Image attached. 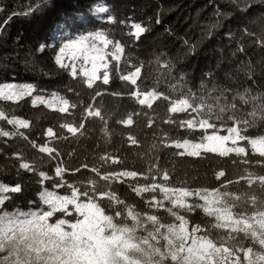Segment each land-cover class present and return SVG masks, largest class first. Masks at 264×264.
I'll list each match as a JSON object with an SVG mask.
<instances>
[{
  "label": "trees",
  "instance_id": "1",
  "mask_svg": "<svg viewBox=\"0 0 264 264\" xmlns=\"http://www.w3.org/2000/svg\"><path fill=\"white\" fill-rule=\"evenodd\" d=\"M99 4L108 11H97ZM38 5L37 11L25 15ZM108 16H113L114 22L108 21ZM132 23H142L148 31L136 38ZM95 31H103L113 42L107 46L110 80L105 85L101 78L89 88L83 74L77 72L73 78L70 69L56 64L55 56L65 35ZM117 41L123 48L119 61L113 59ZM41 45H44L43 51ZM136 67H141L137 85L120 79ZM103 71H99L101 77ZM6 82L30 83L36 89L33 96L56 93L68 99L70 105H76L61 113L44 104L34 106L31 96L15 103L0 98V110L8 118L29 122V127L24 129L0 119V129L24 134L0 136V182L8 186L20 183L24 189L22 195L5 194L12 197L4 206L8 210L16 206L26 210L28 201L38 199L42 188L40 171L58 181L57 164L68 169L64 174L68 183L86 184L95 180L99 189L110 188L127 203L135 204L137 210L145 209L143 199L151 194L138 197L129 185H142L150 180L141 177L124 183L103 181L91 168L99 169L100 175L125 170L147 174L148 166L158 163L172 176L171 186H181L184 182L192 188H213L232 180L226 189L229 192L249 195L260 192L257 185L249 189L247 181L241 179L249 172L264 174V167L256 163L261 158L252 154L247 142H240L248 149L247 165L234 153L228 157L213 153L202 158L180 157L176 155L180 150L163 145L172 140L199 139L201 131L179 127V121L191 118L189 114H170V105L162 98L153 101L151 108L139 105L131 93L137 89L155 90L179 99L191 90L213 103L223 92L228 102L237 104V117L248 119L252 124L243 134L250 138L264 135L262 101L251 100V97H264V0H47V3L0 0V83ZM97 91L101 96H95ZM245 92L249 103H243L238 97L232 101L236 93ZM88 105L98 108L103 119L86 117ZM254 107L256 114L250 115ZM170 116L175 124L164 123ZM129 117L133 120L131 125L121 123ZM81 123L84 128L75 136L62 127L67 124L78 127ZM232 123L225 120V129ZM49 127L56 133L53 138L46 135ZM129 137L136 143L132 144ZM42 145L55 148L59 156L41 152ZM102 157H118L120 162L113 164ZM22 161L30 163L35 171L19 169ZM83 164H88V169L82 168ZM76 168L80 172L72 171ZM221 170L225 177L217 181L215 174ZM52 184L53 181L44 182L50 190L65 194L66 189H52ZM102 203L107 206V199ZM158 214L168 215L163 210ZM189 218L196 223L206 222L199 210Z\"/></svg>",
  "mask_w": 264,
  "mask_h": 264
},
{
  "label": "snow or ice",
  "instance_id": "2",
  "mask_svg": "<svg viewBox=\"0 0 264 264\" xmlns=\"http://www.w3.org/2000/svg\"><path fill=\"white\" fill-rule=\"evenodd\" d=\"M39 7L38 5L25 15H31ZM97 11L103 13L108 9L100 7ZM107 20L114 22V17L108 16ZM120 23L123 24L124 21ZM131 28L136 38L148 31L142 23H132ZM97 42L102 43L105 48L113 43L103 31L89 32L87 35H80L78 39H67L55 56L56 64L63 69L70 68V74L75 78L77 67L74 62L71 65L65 63V55L71 52L68 59L75 61L77 51L95 50L100 53L102 49L97 47ZM114 47L116 53L123 52L118 41ZM43 49L44 45H41L40 50ZM113 59L119 61L120 56L114 55ZM97 60L104 62L98 65ZM100 68L104 69L102 77L99 75ZM81 72L87 77L85 83L89 88L101 78L103 84L109 83L108 62L103 55L92 57L90 72L83 68ZM140 73L141 67H136L127 75H121L120 79L137 85ZM35 91V86L30 83H0V98L5 101L15 103L31 96L34 106L39 103L56 108L59 105L58 111L61 113L68 112L70 107L76 108L75 104L70 105L68 99L56 93L46 98L44 95L33 96ZM68 91L71 92L72 89ZM95 96H101V92L97 91ZM131 96L139 105H147L149 108L153 101L162 98L170 105V114H189L191 118L179 121V127L199 130L203 134L198 140L185 138L163 145L180 150L176 155L202 158L209 153L221 157L234 153L247 165L248 149L240 143L245 141L250 145L252 154H258L261 158L256 161L257 165L264 167V135L250 138L243 134L252 124L248 119L237 117V104L228 102L223 92L213 103L191 90L179 99H172L155 90L140 92L137 89ZM237 97L243 103H249L247 92L236 93L232 101ZM257 99L262 101L260 110L264 118V97H251L252 101ZM255 114L254 107L250 115ZM86 117H101V111L88 105ZM0 119L17 128L29 127L27 120L8 118L3 110H0ZM225 120H231L232 126L225 129ZM121 123L131 125L133 120L129 117ZM164 123L175 124L176 121L170 116ZM151 124L152 121H149V126ZM62 127L67 129L68 134L75 136L84 128V124L81 123L78 127L67 124ZM222 131L227 134L221 135ZM16 134L24 135L22 132L13 133L0 129V136L3 137ZM46 135L53 138L56 133L49 127ZM129 140L132 144L136 143L132 137ZM39 150L49 156L53 153H56V157L59 156L55 148L47 145L40 146ZM101 159L111 160L113 164L120 162L118 157ZM81 167L88 169L89 166L83 164ZM19 169L35 171L30 163L23 161L19 164ZM80 170L76 168L72 171ZM67 171V168L57 164L55 177L59 178L58 181L40 171L39 183L42 188L37 194V200L28 201L29 207L26 210L20 206H16L14 210L4 207L12 199L5 194L22 195L24 189L20 183L8 186L0 182V264H264V174L249 172L247 176L241 177L247 181L249 189L254 185L259 187L258 195H249L227 191L232 180H226L220 187L213 188H192L184 182H181V186H171L169 182L172 176L167 169H161L158 163L150 164L147 174L125 170L100 175L99 169L91 168V172L96 173L103 181L124 183L128 179L137 181L141 177L145 181L150 180V183L142 185H129L138 197H143L145 193L151 194L149 198L143 199L145 209L137 210L135 204L127 203L110 188L108 191L99 189L95 180H89L86 184L68 183L64 179ZM221 177H225L223 170L215 174L217 181ZM45 181H53L52 189H66L65 194L50 190L44 186ZM105 199L108 201L107 206L102 203ZM161 210L168 215H159ZM198 210L204 214L206 222L196 223L189 218Z\"/></svg>",
  "mask_w": 264,
  "mask_h": 264
},
{
  "label": "rangeland",
  "instance_id": "3",
  "mask_svg": "<svg viewBox=\"0 0 264 264\" xmlns=\"http://www.w3.org/2000/svg\"><path fill=\"white\" fill-rule=\"evenodd\" d=\"M100 7H103V4H99V6H97V9L100 8ZM88 34V33H87ZM87 34H73V35H65L64 38L62 39V43L60 45V47L63 46V43L66 42L67 39H78V37L80 35H87ZM59 47V48H60ZM97 47L99 49H102V51L100 53H97L95 50H90V51H87V52H81V51H77L75 53L76 55V59L75 61H72V60H69L68 57L72 55L71 52H68L66 55H65V58H64V62L65 63H68L69 65H71L73 62L75 63L76 67H77V72H80L81 74H83L81 72V69L83 68L84 70H87V71H91V68H92V57L93 56H97V55H103L106 59V61L108 62V57H107V47L105 48L104 45L102 43H99L97 42ZM59 52V49L57 51V53ZM119 53H116L114 51V55H118ZM57 55V54H56ZM85 57H87V59H85ZM104 61H100V60H97L96 63L99 65L101 63H103ZM70 69V68H69ZM103 68H100V70H102ZM99 70V71H100ZM86 80H87V77L85 76ZM6 83H16V82H6ZM16 84H26V83H16ZM52 95H49V96H45L46 98H50ZM59 96V95H58ZM59 105H57V109H58ZM170 107V106H169ZM221 135H226V133H220Z\"/></svg>",
  "mask_w": 264,
  "mask_h": 264
},
{
  "label": "water",
  "instance_id": "4",
  "mask_svg": "<svg viewBox=\"0 0 264 264\" xmlns=\"http://www.w3.org/2000/svg\"><path fill=\"white\" fill-rule=\"evenodd\" d=\"M121 54V53H120ZM120 54H119V56H120Z\"/></svg>",
  "mask_w": 264,
  "mask_h": 264
},
{
  "label": "bare ground",
  "instance_id": "5",
  "mask_svg": "<svg viewBox=\"0 0 264 264\" xmlns=\"http://www.w3.org/2000/svg\"><path fill=\"white\" fill-rule=\"evenodd\" d=\"M119 55V54H118Z\"/></svg>",
  "mask_w": 264,
  "mask_h": 264
}]
</instances>
